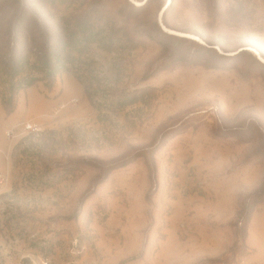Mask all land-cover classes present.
I'll return each mask as SVG.
<instances>
[{"label": "rangeland", "instance_id": "374dc122", "mask_svg": "<svg viewBox=\"0 0 264 264\" xmlns=\"http://www.w3.org/2000/svg\"><path fill=\"white\" fill-rule=\"evenodd\" d=\"M50 1L0 0V63ZM87 1L139 100L102 123L72 71L0 97V264H264V0Z\"/></svg>", "mask_w": 264, "mask_h": 264}, {"label": "trees", "instance_id": "16d2710c", "mask_svg": "<svg viewBox=\"0 0 264 264\" xmlns=\"http://www.w3.org/2000/svg\"><path fill=\"white\" fill-rule=\"evenodd\" d=\"M57 4L59 1H50L47 5L48 15L42 19L27 21L25 26L18 22L13 53L8 60L0 63L4 73L10 74L12 82L10 85L6 83L0 90V97L5 104L13 103L19 88L41 80L51 84L60 73L72 71L89 101L98 110L99 121L111 123L113 114L139 99L131 97L127 88L120 87L118 79L127 67H121L115 59L111 66H104L102 62L105 58L96 49L101 47L109 51L117 43L134 46L135 41L128 32L120 33L122 31L117 30L114 19L105 17V6L91 5L87 0H72L64 3L72 10L71 13L60 16L51 10L56 9ZM21 33L24 35L25 49L17 54ZM119 35L120 39H117ZM13 109L14 106L9 112ZM45 132L55 134L56 131ZM84 134L80 126L67 127L66 134L60 133V145L76 141Z\"/></svg>", "mask_w": 264, "mask_h": 264}, {"label": "built area", "instance_id": "2783aa9c", "mask_svg": "<svg viewBox=\"0 0 264 264\" xmlns=\"http://www.w3.org/2000/svg\"><path fill=\"white\" fill-rule=\"evenodd\" d=\"M29 127H31V126L29 125ZM43 264H49V262L46 261V262H43Z\"/></svg>", "mask_w": 264, "mask_h": 264}]
</instances>
